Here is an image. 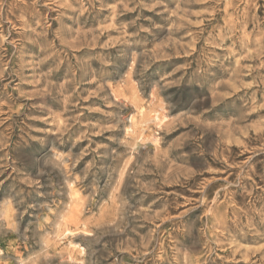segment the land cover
<instances>
[{"label":"rangeland","instance_id":"1","mask_svg":"<svg viewBox=\"0 0 264 264\" xmlns=\"http://www.w3.org/2000/svg\"><path fill=\"white\" fill-rule=\"evenodd\" d=\"M0 264H264V0H0Z\"/></svg>","mask_w":264,"mask_h":264},{"label":"bare ground","instance_id":"2","mask_svg":"<svg viewBox=\"0 0 264 264\" xmlns=\"http://www.w3.org/2000/svg\"><path fill=\"white\" fill-rule=\"evenodd\" d=\"M157 119H158V118H157ZM105 213H106V212H105ZM72 230H73V229H72ZM78 231H79V230H78ZM81 231H83V230H81ZM81 231H80V232H81ZM85 231H86V230H85ZM85 231H84V232H85ZM80 232H79V233H80ZM67 233H69V232H67ZM69 234H70V233H69ZM67 236H69V235H67ZM73 236H74V235H73ZM70 237H71V236H70ZM72 238H73V237H72ZM72 248H73V247H72ZM76 248H77V247H76ZM63 256H64V255H63Z\"/></svg>","mask_w":264,"mask_h":264}]
</instances>
